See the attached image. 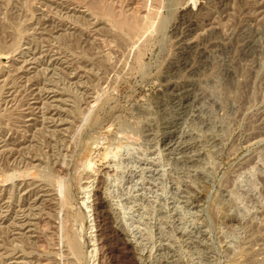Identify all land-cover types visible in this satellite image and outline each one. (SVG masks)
Segmentation results:
<instances>
[{
	"label": "rangeland",
	"instance_id": "1",
	"mask_svg": "<svg viewBox=\"0 0 264 264\" xmlns=\"http://www.w3.org/2000/svg\"><path fill=\"white\" fill-rule=\"evenodd\" d=\"M116 169L174 195L146 248ZM96 198L103 264H264V0H0V264H99Z\"/></svg>",
	"mask_w": 264,
	"mask_h": 264
},
{
	"label": "bare ground",
	"instance_id": "2",
	"mask_svg": "<svg viewBox=\"0 0 264 264\" xmlns=\"http://www.w3.org/2000/svg\"><path fill=\"white\" fill-rule=\"evenodd\" d=\"M150 15H151V13H150ZM146 20H148V19H146ZM122 22H123V24H126L130 28V30L131 29H137L138 24H136L135 21H133V20H131L129 22L124 20ZM148 22H149V20H148ZM118 25H120V24H118ZM150 27H151V25H150ZM123 151H124L125 159L118 160L119 166L125 167V168L134 167L135 162H136V159H135L136 157H135V153L133 151L132 146L126 145L125 148L123 149ZM147 153H148L147 150L144 149L138 154L139 158L141 160H143L144 162H147V160H146V158H148ZM121 164H123V165H121ZM164 165H165V160L163 161V159L161 157L157 158L155 160V167H154L155 171H157L159 168L164 167ZM164 178H165V172L159 171L158 177H157V181H158L157 185L158 186L154 191V190H152L146 186V185H148V182H147L148 180L146 177V171H143V172L141 171L140 173L135 174L134 177H129L125 173V171H123L122 169L121 170H117V169L115 170L114 179H113L114 183H119V182L123 181V182H125V185H127L126 187H124L125 185H123L125 195H127V197L124 199V203L121 207V210L123 211V213L127 215V217L124 218V220H125L124 222L126 223L127 227H130V226L133 227L134 226V227L140 228L138 231L139 239H140L142 246L144 248H146L148 246V244L153 243V241H154L153 240L154 239L153 229L154 228L156 229L157 233L161 237L164 236L163 229H161L162 221H163V219H166V215H167L165 212H163V211H165L164 206L166 205V199L164 196L172 195L169 192L167 182L164 180ZM137 189L140 190L141 193L139 195H132V192H134ZM172 196L174 197V195H172ZM96 199L99 200V201H97V211L96 212L98 213L99 217L104 218L103 223L100 224V237L98 238L99 239V241H98L99 242L98 253L100 254V257H99L100 263L99 264H101L102 263L101 262L102 253L105 251L106 246L109 247L110 249L114 248V247H112L113 241H115V244L117 246L122 245L123 249H128L129 246L126 243H124L125 241L123 242V240H124L123 239V233L116 230V229H113L111 227L110 224L114 220L110 216V214L107 212V210L105 208L106 207L105 203L98 198H96ZM134 207H137L136 211H134ZM96 217H97V215H96ZM191 218H192V216L187 211V208H182V220H183V222H187ZM98 229H99V226H98ZM156 235L157 234L155 233V236ZM121 241L123 243H121ZM72 245H73L72 246L73 248L74 247L76 248V242H75V244H72Z\"/></svg>",
	"mask_w": 264,
	"mask_h": 264
}]
</instances>
